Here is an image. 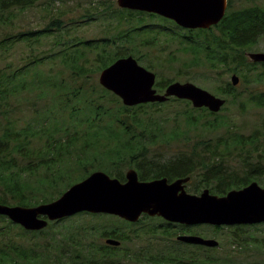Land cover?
Instances as JSON below:
<instances>
[{"label":"trees","instance_id":"obj_1","mask_svg":"<svg viewBox=\"0 0 264 264\" xmlns=\"http://www.w3.org/2000/svg\"><path fill=\"white\" fill-rule=\"evenodd\" d=\"M228 1V11L218 25L210 29L196 30H186L175 22L155 14L117 8L116 5H109L100 11V6H97L93 13L85 17L92 19L99 15L104 17L105 21L110 20L111 26L115 22V28L124 26L127 29L117 30L116 35H106L96 40L72 36L68 40L59 41L58 45H66L67 48L53 56H61L60 64L67 78L62 72L46 75L40 71V67L46 62V56L30 57L25 65L20 67L13 66L12 63L2 65L8 52L18 44L28 42L33 36L39 41L43 35L60 32L64 27V17L53 18L42 30L4 35L0 39V204L34 207L50 203L75 184H68L71 178L82 175L77 181L79 182L95 170H102L104 163L100 160H110L112 165L116 163L119 150L134 149L136 144L137 148L140 145L139 149H147L150 143L169 142L170 136L175 140L182 139L181 136H187L199 121V118L193 115L194 112L204 111L209 116H217L208 109H194L189 101L173 98L184 104L186 126L185 120L184 125L180 126L178 117L155 120L151 107L147 106L151 104L127 107L121 98L103 88L99 79L97 83L92 81L102 70L120 58L133 56L140 63L148 57L141 55L140 46L153 49L158 36L169 35L164 27L144 25L147 17H159L166 21L172 26L170 31L174 34H178L175 32L177 30L184 33L179 36V44L188 59L183 62L180 73L192 71L195 76L203 78L220 76L221 71L227 70L228 73L238 74L241 84L246 87L264 84V63H254L247 57V52L257 46L264 37V6L255 4L234 9L232 1ZM63 2L64 0H0V27H13L20 13L36 7H42L44 12L51 14L63 5ZM142 35H154V40L150 37L148 41L136 42L140 41L138 36ZM92 53L94 56L91 57ZM174 62L175 59L169 60L170 65ZM152 68L153 65L147 64V69ZM174 82L176 80L167 78L157 82L156 88L160 93H164ZM32 88L39 89L37 91L40 92V97L29 105L33 115L28 120L21 121H12L6 117V114L16 107L11 102H15L20 94ZM215 91L213 93L223 98L231 97L227 98L228 103L245 93H239L238 87H234L231 82L218 85ZM248 94L250 102L264 108V92ZM155 105L159 103L151 105L152 108L156 107ZM171 122H175L174 128L167 127ZM262 129L264 130V122ZM227 132L228 135L231 134L230 130ZM259 132L261 131L256 130L249 139L235 134L228 139H218L216 144L200 142L198 145L202 138L199 137L192 148L200 153V168L195 172L185 168L184 176L196 173V181L200 184L191 185L189 191L199 193L209 189L212 194L223 196L231 190L245 188L254 181L264 184V163L262 165L257 161L252 165L249 160V154L252 155V151L259 148L256 144ZM246 142L249 148L253 149H248L244 155L240 153L238 156H231L237 154L240 148L243 150ZM84 150L92 151L86 153ZM95 161L98 162L97 165L93 164ZM235 162L238 163L239 169L231 170L230 165ZM67 219L70 218L50 223L46 229ZM155 219L158 218L145 215V219L139 223L124 222L132 226ZM0 223H4L0 226V236L20 241L19 244L13 241L6 248H0V264H108L107 261H112L113 264H238L234 258L238 249H241L239 253H242L249 251L248 247L253 245L259 249L264 247V244H259L253 238L241 240L240 231L248 227L241 225L226 228L235 232L228 240L229 248L232 247L233 250L225 257L211 255L210 252L216 248L193 245L196 250L182 249L175 246L178 243L176 237L190 233L189 227L162 220L159 225H146L145 234L151 237L160 235L164 241L171 243L169 250L153 257H147L141 251L136 254L126 251L122 257L117 258L120 248L110 251L112 257L105 255V247L100 249L99 256H96L93 247L86 243L85 234L80 239L70 234L66 236V248L58 246L40 250V246L37 247L36 244L26 245L24 239L30 234H42L45 229L29 232L4 216H0ZM206 226L213 232L225 228ZM11 228L21 230L23 235L8 237ZM137 233L138 230L133 231V235L136 236ZM197 234L200 236L198 232ZM131 237L120 236L118 239L124 243L129 242ZM261 242L264 243V239Z\"/></svg>","mask_w":264,"mask_h":264},{"label":"rangeland","instance_id":"obj_2","mask_svg":"<svg viewBox=\"0 0 264 264\" xmlns=\"http://www.w3.org/2000/svg\"><path fill=\"white\" fill-rule=\"evenodd\" d=\"M234 9H241L251 5H261L264 6V0H231ZM103 4V5H101ZM109 5H116L117 8V0H64L63 5H60L55 9V11L51 14L46 13L40 8H33L28 10L25 13H20L18 15V21L13 27H0V39L4 35H14L21 32H28V31H37L42 30L46 24H48L53 18H60L64 17L65 22L63 23V29L58 32L54 33L53 35H43L39 41H36V37L33 36L30 38L28 42H23L18 44L15 48L11 49L10 52L5 57L2 65H7L8 63H12L13 66H23L25 62L29 60L30 57H40L46 56V62L43 66L40 67V71L45 73L46 75L56 74L57 72H64L63 68L61 67L60 61L61 56H53V54H59L61 51L66 50V45H58L59 41L68 40L72 36H75L79 39L85 40H96L102 38L106 35H116V31L120 30L123 31L127 29V27H121L118 29L115 28L116 23L113 22L111 26V21L103 20L104 17L101 16H94L92 19L85 17L88 14L94 12L97 6H100V11H103V8ZM110 12V11H108ZM107 14V13H105ZM144 25H156L164 27L165 30L169 33L167 37L158 36L156 38L157 44L153 47V49L149 47L140 46V53L141 55H147L143 61H140V65L147 68V64L153 65L152 69H149L151 72H154L156 75V85L157 82L161 80H176V82H191L196 86L207 90L211 93L216 92V88L218 85L222 83H230L232 76L237 75L236 73H228L227 70L221 71L220 76L215 75L213 77H201L195 76L194 72L190 71L184 73L182 71L180 73V69L182 68L183 62H185L188 57L183 54L181 51V45L179 44L180 38L179 36L184 35L182 31H175L178 34H174L170 31L172 26L167 23L166 21L162 20L159 17H154L153 19L147 17ZM180 27V26H179ZM140 37V41H136L141 43L142 41H148L151 36L142 35ZM170 40H168V39ZM151 40H154V35L151 37ZM28 43V44H27ZM121 54H124L122 50H119ZM248 53H264V37L260 40V43L255 46L252 50L248 51ZM94 56L92 53L91 57ZM175 59L174 64L170 65L169 60ZM151 61V62H149ZM262 71L261 68H259ZM64 74V73H63ZM179 74V75H178ZM65 78H67V74H64ZM99 75H96L92 81L98 82ZM39 90V89H37ZM36 89L32 88L22 94H20L13 103L16 107L9 111L6 114V117L10 118L12 121H21V120H28L32 115L33 112L29 108L33 101H36L40 96V92ZM238 92H245L241 95V97L235 99L233 102H229L225 109L221 110L220 112L213 113L217 114V116H209L204 111L194 112L193 115L199 118L196 127H194L193 131L189 132L186 135H183V138L180 140H175L172 137L169 142L166 144L158 143L153 145H148L147 147L149 150H154L156 153L162 154L161 161H168L174 157H177L182 151L188 154L189 149L192 148L193 145H196V142L199 137H202L199 142H210L211 144H216L215 142L218 139H228L230 136H234L235 134L239 137H244L245 139H249L252 134L256 130H260L259 134L257 135V146L259 147L258 150H253L252 155L250 156V162L253 163L252 165L256 164L257 161L261 162L262 165L264 163V130L262 129V124L264 122V108H259L254 105L252 102L249 101V94H256V92H264V84L256 86V87H246L245 84H241L238 87ZM216 94L218 97L220 95ZM231 98V97H227ZM151 104L154 103H145ZM143 105V104H139ZM135 105V106H139ZM151 105H147L151 107V113L154 114L155 120L161 121L163 118H176L178 117V122H180V126H186V116L184 115L183 111V103H179L174 99L159 103V105H155L153 107ZM133 106V107H135ZM156 111V112H154ZM158 111V112H157ZM181 120V121H180ZM174 123L171 122L167 127L174 128ZM218 123L220 125L218 126ZM215 124V126H213ZM184 128V127H183ZM185 129V128H184ZM230 130L231 134L228 135ZM255 130V131H254ZM227 132V134H226ZM188 137L187 139H184ZM188 140V142H185ZM137 144H136V148ZM134 148V149H136ZM176 151H169L166 152L165 150H174ZM184 148V150H181ZM248 149H253L246 144L243 146V150L239 149L237 154H231V156H238L240 153L244 155ZM86 153H91L92 150H84ZM181 151V152H180ZM236 151V150H235ZM234 151V152H235ZM231 158V157H230ZM103 161L104 166H110V160H100ZM93 164L97 165L98 162L95 161ZM94 165V166H95ZM95 169V168H94ZM231 170L239 169L238 163H233L230 165ZM83 176L79 175L74 178L68 180V184L71 182L76 183L80 180ZM86 179V178H85ZM257 182V181H256ZM259 183V182H257ZM261 187L264 188V184L259 183ZM194 193V192H193ZM161 219L155 220H146L142 224L137 225H126V223L120 219V217L108 215V214H77L75 217L67 220H64L54 227L50 229H45V232L42 234H30V236L26 237L24 240L26 245H33L36 244L37 247L40 246V250L44 248H51V247H58L62 246L64 248L68 247L67 245V238L66 236L73 235L76 236L77 239H80L84 234L87 236L85 238L86 243L88 246L93 247V253L96 256L100 249H104V240L102 234L104 232L109 233L110 231L117 229L122 234L127 236H132L131 240L127 242L125 245L120 247L121 251H131L136 254L137 251H141L147 257H153L158 254H162L165 251L169 250L171 247V243L168 241H164L160 235L156 236H148L145 234L146 232V225L156 223L160 224ZM56 222V221H54ZM50 222V223H54ZM4 223H0L2 226ZM248 227H244L243 230L240 231L241 240H249L253 238L259 242V244H264L261 242L264 239V223L256 224V225H247ZM228 227L223 228V230L218 232H213L211 228L208 226H196V231L200 234L201 237L206 239H215L220 244L216 247V250L210 252L211 255L215 257H225L229 251L233 250V248H229V241L234 235L232 229H226ZM235 228V227H231ZM138 230L137 235H133V231ZM8 231V230H7ZM44 231V230H43ZM62 233L63 235H59ZM23 235L21 230L11 228L9 231L8 237L16 238ZM15 241L17 244L20 243L19 239L8 240L3 236H0V248L7 247L10 245V242ZM228 241V242H227ZM261 242V243H260ZM246 243V242H244ZM176 247H180L182 249H191L196 250L193 248V245L186 244L182 242H178L175 245ZM197 246V245H194ZM208 248V247H206ZM215 249V248H209ZM249 251L239 253L241 249H238L237 253L234 255L235 262L238 264H264V247L257 248L255 245L248 247ZM119 253V252H118ZM143 258V257H140ZM131 264H148L147 262L142 263H131Z\"/></svg>","mask_w":264,"mask_h":264},{"label":"water","instance_id":"obj_3","mask_svg":"<svg viewBox=\"0 0 264 264\" xmlns=\"http://www.w3.org/2000/svg\"><path fill=\"white\" fill-rule=\"evenodd\" d=\"M117 4L122 9L162 16L190 30L210 29L218 25L228 10V0H117ZM247 56L255 63H264V53H249ZM99 82L107 91L120 97L127 107L176 98L190 101L196 109L207 108L217 113L226 104L225 99L191 82H174L164 94L158 93L154 88L156 75L142 67L133 56L120 58L102 70ZM231 82L237 86L240 77L233 75ZM183 181L173 184L166 180L141 183L137 174L131 171L128 182L121 184L104 172H95L71 186L53 202L34 207L0 204V216L26 231L44 230L50 222L79 213L108 214L130 223L139 222L144 215L188 226L264 223V188L257 182L218 196L208 189L200 195L189 194ZM177 241L209 248L219 246L217 240L201 236L180 235ZM108 244L118 246L121 243L109 240Z\"/></svg>","mask_w":264,"mask_h":264},{"label":"flooded vegetation","instance_id":"obj_4","mask_svg":"<svg viewBox=\"0 0 264 264\" xmlns=\"http://www.w3.org/2000/svg\"><path fill=\"white\" fill-rule=\"evenodd\" d=\"M239 86L240 84L237 87ZM181 138H183V136H181ZM161 143L166 144L165 142ZM150 145L153 144L150 143ZM181 150H184V148H182ZM165 151L178 152L176 149H166ZM185 152L187 151H182L177 157L172 156L173 158L171 160L161 161L163 159L162 154L156 153L153 149H123L119 150L118 161L116 163H114L113 165L111 164L110 166L103 165L102 170H95L94 172L102 171L106 173L111 179H117L121 184H126L128 182V175L129 173H131V171H134L137 174L138 181L141 183L166 180L168 184H172L177 181H183L188 179L187 182H183V186H185L186 189H188V187L190 189L191 185H198L200 183L199 181H196V173H194L190 177L184 176L186 172L185 168H190L188 171L194 170V172L198 170L200 168V153L199 151L194 149H189L188 154H186ZM126 155L127 157H125ZM193 155L194 157H192ZM141 219H145V216H143ZM181 226L189 227L190 233L179 235H198L196 231V226ZM119 231L121 230L114 229L109 233L104 232V234H102L103 240L105 242V255L112 257V254L110 253L112 249L120 248L123 246L122 244L125 245L127 243H123L121 240L118 239V237L120 236H127L125 234L120 233ZM109 240L119 241L121 244L118 246L110 245L108 244ZM124 252L126 251L120 250L117 258L122 257V254H125ZM107 263L113 264L112 261H107Z\"/></svg>","mask_w":264,"mask_h":264}]
</instances>
